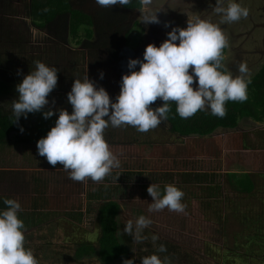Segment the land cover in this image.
<instances>
[{
  "label": "rangeland",
  "instance_id": "374dc122",
  "mask_svg": "<svg viewBox=\"0 0 264 264\" xmlns=\"http://www.w3.org/2000/svg\"><path fill=\"white\" fill-rule=\"evenodd\" d=\"M70 1L75 8L91 15L101 11L95 0ZM27 2L0 0V59L3 62L6 60L4 63H8L10 68L22 71V78L35 69L33 62L37 60L57 68V85L48 95L50 103L44 110L52 108L55 112L63 108L71 112L67 93L74 79H82L86 72L98 87L106 89L110 98L118 95L120 81L116 79L115 71L106 57L102 58L100 66L95 67L89 64L88 56L84 55L86 57L83 58L82 52L86 49L81 48V42L86 39L85 29L81 28L77 38H70L69 44L61 46L51 40L47 32L35 29L32 24L29 26L31 20L25 15ZM236 2L248 9L246 18L222 23L218 14L213 23L227 37L228 45L222 51L225 69L233 75H239L236 69L243 62L252 78L264 65V0ZM173 10H164L159 15L160 23L157 25L143 23L144 15L152 13L148 6L140 13H128L129 48L139 45V48L145 49L150 43L159 46L167 38L166 33L171 27L185 28L189 18L195 20L200 14L205 17L216 14L213 10L207 12V9H198L196 6L191 10L176 11V14L172 13ZM4 19L8 20V25ZM165 23L169 24L168 28L164 27ZM260 23L261 28L257 26ZM244 30L251 34L246 43L243 41L248 36L236 38ZM101 71L104 73L103 79L99 76ZM11 102L0 99L4 112H10ZM155 103L150 106L155 107ZM205 111L209 112L207 109ZM37 125L38 122L34 127ZM44 136V133L36 131L32 137L37 140ZM104 138L120 160V167L112 169L103 179L106 184L101 186L98 183L103 180L91 182L87 179L84 183L70 179L68 172H59L64 171L63 165L59 162L55 166L49 164L37 154L36 146L15 143L14 135L8 144L0 148V175L3 171L23 173L18 180L12 179L18 185L13 189L9 187V182L0 179V205L4 198L17 199L23 209L18 216L23 221L30 212L38 209V206L35 208L33 205L38 196L34 192L35 178L47 180L46 187H40V195L46 194L47 211L52 214L57 227L44 233L43 229L39 230L36 226L24 225L25 239L30 237L29 242H34L39 237L44 239L42 244H48L44 252H49L51 259L45 261L47 264H60L69 249L76 248L81 238L84 239L82 235L85 233L81 231L72 234L74 223L78 220L81 229L89 232L96 229L98 208L105 196H111L121 203L119 234L124 246L122 258H134V264H141L142 255L157 253L158 245L166 239L184 249L181 252L188 255L186 259L190 264H222L225 248L243 255L246 264H260L261 259H264V248L258 251L254 246L255 251H249L246 238L251 234H264V178H261L264 174V122L247 118L240 120L236 129H218L203 137H180L170 131L167 121L143 133L132 126L112 127L109 124L104 130ZM145 145L152 148L150 154L145 153ZM229 173L235 174L228 177ZM71 181L74 183L71 184ZM152 183L157 184L160 190L166 184H174L181 189L184 192L182 202L186 204L185 212L177 213L167 208L149 211L153 198L146 189ZM139 215L150 218L152 224L144 229L143 234L148 238L135 243L122 229L128 220ZM70 219L74 221L72 225ZM153 233L159 237L155 246L151 240ZM196 256L200 258L197 260ZM168 257L173 264V257L170 254ZM91 263L86 259L74 262Z\"/></svg>",
  "mask_w": 264,
  "mask_h": 264
},
{
  "label": "clouds",
  "instance_id": "9594fccd",
  "mask_svg": "<svg viewBox=\"0 0 264 264\" xmlns=\"http://www.w3.org/2000/svg\"><path fill=\"white\" fill-rule=\"evenodd\" d=\"M130 2L95 0L98 6L106 9ZM151 3L152 0H139L141 11ZM213 11L220 14L222 23L248 16V9L236 0H226V6L225 0H216ZM143 23H160L157 13L145 14ZM164 27L168 28L169 24L165 23ZM166 36L159 46L146 45L142 59H128V72L120 78L119 93L114 99L104 87H98L87 72L82 79H74L67 93L71 112L63 108L55 112L52 108L44 110L50 103L48 95L57 85L58 70L34 61L35 69L16 85L19 95L11 102L13 123H18L21 117L27 118L29 113L41 112L44 119L58 113L54 126L37 140V154L53 166L59 162L74 181L91 179L99 182L112 169L120 167V160L104 138V130L109 124L112 127L132 126L143 133L168 118L171 102L176 105V113L186 119L205 109L213 116L223 117L227 101L247 100L250 70L243 62L236 69L239 75L225 69L222 50L228 41L218 25L200 18H189L185 28L171 27ZM99 76L103 79L104 73L101 71ZM158 98L162 104L151 107ZM20 131H24L23 127ZM146 191L153 198L149 211L167 208L177 213L185 212L184 192L174 184H166L163 194L154 183ZM3 204L6 207L0 209V264H39L32 249L25 246L24 223L18 216L23 210L20 202L4 198ZM151 224L150 218L139 215L134 221L128 220L122 231L131 236L133 242L141 243L148 238L143 233ZM158 238L155 233L151 235L154 246ZM166 251L164 244L158 245L157 253ZM140 262L171 264L168 256L161 258L156 253L141 256ZM122 264H134V258H122Z\"/></svg>",
  "mask_w": 264,
  "mask_h": 264
},
{
  "label": "trees",
  "instance_id": "16d2710c",
  "mask_svg": "<svg viewBox=\"0 0 264 264\" xmlns=\"http://www.w3.org/2000/svg\"><path fill=\"white\" fill-rule=\"evenodd\" d=\"M26 6V16L30 18L31 24L47 32L51 40L61 46L70 43V41H67V35H69V39H75L79 35V30L81 28L85 29L84 37L86 39L81 42L82 49H86V51L82 52L83 58L88 56L89 64L95 67L100 66L102 58L106 57L108 64L115 71L116 79L119 81L122 75L128 72L127 61L129 58H143L144 48H129L128 33L130 30L126 22L127 14L141 7L139 0H131L129 4L119 8H103V10L99 13L97 12L95 15L75 8L70 0H28ZM4 62L0 59V97L11 93L14 86L16 87L23 79L21 75L22 71L12 69L8 63L5 64ZM138 67L136 70H138ZM247 95L248 98L244 102L227 101L225 104L226 114L223 117L213 116L210 112L198 110L191 117L182 119L176 113L175 103L171 102L168 118L165 121L168 122L172 133L182 137L191 135L203 137L211 135L218 129H234L243 118H250L256 122H264V67L251 78ZM161 104L162 101L157 99L155 106ZM34 117L38 119L40 126L38 123L34 127L36 130L33 132L39 131L46 135L47 131L54 126L55 121H52V117L44 119L41 112L29 113L27 118L21 117L18 123H13L14 117L12 113L4 112L0 108V144L4 143L7 136L14 131L17 132V142L36 144L38 139L34 140L31 134L24 138L20 137V128L23 127L24 131L27 130L29 133L33 123L28 124L26 121ZM144 149L146 154L152 152L150 145H145ZM22 174V172L3 171L0 179L18 180ZM261 178H264V174ZM35 179V190L42 193L40 187H46L47 180L44 178ZM160 191L161 193L163 192V190ZM0 207L6 206L2 204ZM120 210L121 203L112 199L111 196H105L98 208L95 233L81 229L78 225L80 223L79 220L74 223L76 225L75 228L77 227V232L81 231L85 233V235H82L84 239L80 237L81 240L75 253L77 259L93 258L94 261L97 260L96 262L101 264H117V261L122 259L124 246L121 243L119 234L121 222L118 220V215ZM70 222L74 221L70 219ZM75 236L78 237V235ZM246 238L248 240L247 248L249 251L254 252V246H256L258 251H262V248H264V234H251L246 236ZM163 243L168 250L164 253H156L157 255L163 257L169 252L167 256L170 254L173 257V264H190L186 259L188 255L181 252L184 249L179 244L168 241V239L162 241ZM222 255V264H246L243 261V255L237 251L234 252L230 248H225ZM199 258V256H196L197 260ZM198 262L200 263L201 260ZM260 264H264V259H261Z\"/></svg>",
  "mask_w": 264,
  "mask_h": 264
},
{
  "label": "crops",
  "instance_id": "0c3cea01",
  "mask_svg": "<svg viewBox=\"0 0 264 264\" xmlns=\"http://www.w3.org/2000/svg\"><path fill=\"white\" fill-rule=\"evenodd\" d=\"M55 116V117H54ZM54 116H52V121H55V118L57 117V115H54ZM250 119V118H249ZM26 122H28V124L30 123H33V126L30 128V131H29V133H28V131L27 130H25V131H23V132H21L20 133V137L21 138H24V137H26L27 135H29V134H31V135H33V133H35V132H33L34 130H36V129H34V125L38 122V119L36 118V117H34V118H29V119H27V121ZM39 123V122H38ZM32 128H33V130H32ZM237 128V127H236ZM235 128V129H236ZM28 133V134H27ZM213 134V133H212ZM10 135H11V137H12V135H14V142L15 143H18V144H21V145H29L30 146V144H27V143H22V142H17L16 140H17V138H16V136H17V132H11L8 136H7V138H6V140H5V142L4 143H2V144H0V148H2L3 146H5L6 144H8L9 142H10V140H11V137H10ZM37 142V141H36ZM14 143V144H15ZM32 146H36V144H31ZM246 168V167H245ZM59 172H63V173H65V171H59ZM230 174H235V173H229V174H227L228 175V177H229V175ZM247 175H249L248 173H247ZM13 180H15V179H13ZM91 180V179H90ZM9 182V183H8ZM91 182H93L92 180H91ZM5 183H8V185H9V187L11 188V189H13V188H15L16 186H18V185H16V184H14L13 182H12V179H8V180H6L5 179ZM74 182H72L71 181V184H73ZM84 183H86V180L84 181ZM224 183V182H223ZM103 184H106V182L103 180V181H101L100 182V184L98 183V185L99 186H101V185H103ZM72 186V185H71ZM98 186V187H99ZM221 186H222V184H221ZM98 187H96V188H98ZM217 187H219V184H218V186H216V188ZM71 189V188H70ZM238 189H236V191H237ZM238 191H240V192H243V191H241V190H238ZM34 192L35 193H37V198L35 199V201L33 202V205H34V207L36 208L37 206H38V209H34L32 212H30L31 214H28V218L26 219V220H24L23 221V223H24V225L25 226H36V228H38L39 230L40 229H43V232L44 233H48L52 228H54L55 229V227H57V226H55L54 225V223H57L56 221H53V216H52V214H50V212L49 211H47V210H49V208L46 206L47 205V199L45 198V196H46V194L45 195H40V194H42V193H38V191H36L35 189H34ZM59 195V194H58ZM59 196H61V195H59ZM112 198V197H111ZM113 199V198H112ZM115 200V199H114ZM49 202V201H48ZM120 203V202H119ZM39 206H41V207H39ZM121 214H122V212H121V210H120V213H119V215H118V220H120V217H121ZM136 217L134 216L133 218H131L133 221H134V219H135ZM27 221V222H26ZM71 225H72V223H70ZM73 227V226H72ZM74 229V232L72 233V234H74V233H79V231L77 232V230L75 229V225H74V227H73ZM60 231V230H59ZM62 231V230H61ZM119 231H120V228H119ZM96 232V230L94 229V231L93 232H91V233H95ZM29 239H30V237L28 238H26L25 239V246L27 247V248H31L32 249V251H33V253H34V255H35V257L38 259V261H39V264H47L45 261H47L49 258H50V255H49V252H44V250L47 248L46 246H48V244H42V242H44V239H40L39 237H37V240H35L34 242H29ZM71 240V239H70ZM48 243V242H47ZM78 247V246H77ZM77 247L75 248V247H71V249H69V252L67 253V256L66 257H64L62 260H60L59 258V260L61 261V263L60 264H74V262H80V261H82V260H84V259H82V260H79V259H77L76 258V255H75V253H76V250H77ZM51 259V258H50ZM66 259V260H65ZM86 260L87 261H90V263L91 262H93V263H91V264H101V263H99V262H96L97 260H95L94 261V259L93 258H86ZM117 263L118 264H122V259L121 260H119V261H117ZM59 264V263H58Z\"/></svg>",
  "mask_w": 264,
  "mask_h": 264
},
{
  "label": "flooded vegetation",
  "instance_id": "af4514ba",
  "mask_svg": "<svg viewBox=\"0 0 264 264\" xmlns=\"http://www.w3.org/2000/svg\"><path fill=\"white\" fill-rule=\"evenodd\" d=\"M236 1H239V0H236ZM215 4H216V1L215 0H161L160 1V3L158 2V0H152V3L150 4V5H148V10L149 11H151L152 13L151 14H155V13H157V17L159 18V15H161L162 14V12H164V10H167L168 8H170V9H175V10H173L172 11V13L173 14H176V11H183V10H191L192 9V7L193 6H196V8H198V9H202V10H205V9H207L208 11L207 12H209V11H211V10H213V7L215 6ZM114 7V6H113ZM116 8V7H115ZM118 8H119V6H118ZM26 9H27V6H26ZM77 9H79V8H77ZM104 9H106V8H104ZM101 10H103V8L101 7ZM105 11V10H104ZM141 12V7L140 8H137V9H135L134 11H132V12ZM25 14V13H24ZM26 15V14H25ZM215 15H218V13H216V14H214L213 16H211V17H205V15H199L197 18H200V19H204V20H208L209 22H211V23H213V20H214V18H215ZM5 20V19H4ZM30 24L31 23H29V26H30ZM152 23H150V25H151ZM156 25H157V23H155ZM260 24H261V26H260ZM260 24H258L257 26L259 27V28H261L262 27V23H260ZM33 26V25H32ZM256 26V27H257ZM35 29H38L37 27H35V26H33ZM38 30H40V29H38ZM255 30V29H254ZM40 31H42V30H40ZM45 32V31H44ZM250 32H247V30L245 31H243V33H239L237 36H236V38H240L242 35H244L245 37L246 36H248V38L247 39H245L243 42L244 43H246L247 41H248V39H249V37L251 36V34H249ZM68 37H67V41L69 42L70 41V39H69V35H67ZM264 40V39H263ZM81 48H82V46H81ZM135 48H139V45H137ZM223 51V50H222ZM263 67H264V65H263ZM262 67V68H263ZM261 68V69H262ZM193 87H195V82H194V84H193ZM18 92L16 91V87L14 86V88H13V90H12V92L11 93H9L8 95H6V96H3V97H0V99H1V101L2 100H12V101H14V100H16V99H18ZM159 100V99H158ZM0 108L3 110V111H5L1 106H0ZM9 109H10V112H8V113H11V106L9 107ZM205 111V110H204ZM243 119H247V118H243ZM243 119H241V120H243ZM217 131V130H216ZM215 131V132H216ZM214 132V133H215ZM191 136H193V135H191ZM191 136H188V137H191ZM10 137H11V135H10ZM180 137H182V136H180Z\"/></svg>",
  "mask_w": 264,
  "mask_h": 264
}]
</instances>
